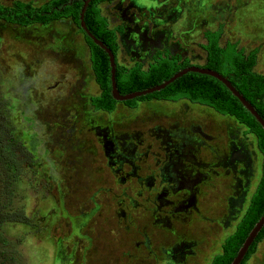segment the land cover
Returning a JSON list of instances; mask_svg holds the SVG:
<instances>
[{"label": "rangeland", "instance_id": "obj_1", "mask_svg": "<svg viewBox=\"0 0 264 264\" xmlns=\"http://www.w3.org/2000/svg\"><path fill=\"white\" fill-rule=\"evenodd\" d=\"M100 9L122 29L119 64L146 66L169 50L203 65V32L223 25L220 43L258 47L254 70L264 74V0H113ZM0 90L13 140L33 156L1 198L3 212L25 218L0 223L9 264H210L260 178L255 138L205 106L183 99L94 112L89 51L68 20L27 28L0 21ZM183 131L201 142L171 135ZM234 136L240 151L246 139L243 158L214 162ZM166 138H176L172 152ZM247 264H264V240Z\"/></svg>", "mask_w": 264, "mask_h": 264}, {"label": "trees", "instance_id": "obj_2", "mask_svg": "<svg viewBox=\"0 0 264 264\" xmlns=\"http://www.w3.org/2000/svg\"><path fill=\"white\" fill-rule=\"evenodd\" d=\"M112 1L91 0L83 20L90 33L113 53L116 64L115 82L121 95L160 85L182 69L194 65L180 53H172L169 50L154 52L146 66L139 62L130 66L119 64L117 34L121 33L122 29L110 28L107 18L100 9L101 4ZM82 5L83 0H47L38 6L20 0H15L9 5L0 2V21L21 28L33 25L48 26L61 20L70 21L83 34L89 51L91 71L99 90L98 95L89 98V105L94 112L112 113L120 102L114 100L111 95L109 59L107 54L79 28ZM222 35L223 25H219L213 31L203 32L204 44L200 47L205 53V62L203 65L195 66L212 70L227 78L264 119V74L254 70L259 48L246 51L237 41L228 40L221 44ZM183 99L192 104L208 107L222 116L234 118L238 124L244 126L243 135L252 134L255 137L256 148L261 155L260 178L244 213L234 231L223 240L220 252L210 261V264H230L251 228L264 214V130L223 83L211 76L195 72L181 76L160 91L120 104L136 109L138 103L142 102L152 100L178 102ZM6 103L5 96L0 90V223L25 219L23 212H3L1 198L9 189V182L16 179L22 173L23 165L33 159L32 154L22 143L13 140L8 119L3 114ZM263 240L264 226L240 264H247ZM0 264H9L8 258L3 257L1 253Z\"/></svg>", "mask_w": 264, "mask_h": 264}, {"label": "water", "instance_id": "obj_3", "mask_svg": "<svg viewBox=\"0 0 264 264\" xmlns=\"http://www.w3.org/2000/svg\"><path fill=\"white\" fill-rule=\"evenodd\" d=\"M91 0H83V5L81 8L80 12V17H79V28L82 30L84 35L88 36L90 40L97 46H99L108 56L109 59V64H110V70H111V95L114 100L117 102H124L127 100H132L141 96H145L157 91H160L161 89L165 88L167 85L175 81L176 79L180 78L181 76L189 73V72H195L199 74H204L211 76L213 78H216L219 80L221 83L225 85V87L232 93L234 97H236L241 105L254 117V119L257 121V123L261 126V128L264 130V119L258 114V112L255 110V108L232 86V84L228 81L227 78L221 76L217 72H214L209 69H204L201 67H197L195 65L190 66L188 68H184L175 75H173L169 80L163 82L160 85L145 89L143 91H138V92H133L129 93L126 95H121L119 91L117 90L116 87V82H115V69H116V64H115V57L111 50L100 40L96 39L90 31L87 29L85 23H84V13L86 11V8ZM264 226V214L260 217V219L254 224V226L251 228L249 233L247 234L245 240L243 241L242 245L237 251L236 256L233 258L230 264H240L242 260L244 259L249 247L252 245L254 242L255 238L261 231V229Z\"/></svg>", "mask_w": 264, "mask_h": 264}, {"label": "flooded vegetation", "instance_id": "obj_4", "mask_svg": "<svg viewBox=\"0 0 264 264\" xmlns=\"http://www.w3.org/2000/svg\"><path fill=\"white\" fill-rule=\"evenodd\" d=\"M156 52V51H155ZM154 54V53H153ZM152 54V55H153ZM151 55V56H152ZM118 61V60H117ZM96 84V83H95ZM152 101H156V100H152ZM149 102V101H148ZM124 106V105H123ZM208 108V107H207ZM130 109V108H129ZM214 111V110H213ZM220 115V114H219ZM234 119V118H233ZM235 120V119H234ZM236 121V120H235ZM237 122V121H236ZM240 125V124H239ZM242 126V125H241ZM193 127H195V126H193ZM192 127V128H193ZM243 128H244V126H242ZM192 128H191V130H192ZM245 130V128L242 130V131H244ZM161 131V130H160ZM192 132H197V131H192ZM197 133H199V132H197ZM243 132H241V134H242ZM200 135H202L204 138H210L209 137V135H207V134H205V132L203 131V132H201V133H199ZM166 135H169L168 133H166ZM171 135L172 136H180L179 138L180 139H183V138H186L188 141H191L192 142V140L194 141V142H201V141H199V140H196L195 138H193V136H192V134L190 135V134H187L185 131H183V133H171ZM247 135H252V134H247ZM247 135H242L243 137H246ZM164 136V135H163ZM253 136V135H252ZM254 137V136H253ZM255 138V137H254ZM180 139H177V140H180ZM244 140H245V142H244V144H242L241 145V151L238 149L239 147H237V146H239L240 145V140H237V136H234L233 138H231V139H226V143L224 144V151H223V156H221L220 154H219V156H217V158L218 159H220V160H214V162H216V163H218L219 161H221V160H241L242 158H243V156H244V153L245 152H247L249 149H248V146H246V139L244 138ZM163 141V144L165 143L164 141H168V145H169V149H171L170 150V152H172L173 151V148H174V145L175 146H177L176 145V143L177 142H174V141H176V138H175V140L172 138V139H165V140H162ZM167 145V143H165V146ZM255 145H256V141H255ZM164 146L162 145V148H163ZM179 147V146H178ZM190 148V150H189V152L191 153V155H192V160H198V159H196L195 158V156H193V153H192V149H194L195 150V144H193V147L191 148V147H189ZM257 149V148H256ZM184 151H185V149H184ZM183 150H182V153L184 152ZM258 151V150H257ZM170 154V153H169ZM168 153L166 154L165 153V156H163V158H164V160H167L168 159V155H169ZM180 154V153H179ZM260 154V153H259ZM261 156V155H260ZM170 160H173V156L171 155L170 156ZM183 160V159H182ZM205 161H207V163L206 162H202L203 164H204V166H205V168H209L210 166L212 167V169L214 170V171H216L215 173L217 174V168H215L214 166H213V164L211 165V163H209V161L210 160H205ZM213 161V160H212ZM159 162V164L161 163V161H158ZM193 166H195V165H192V167ZM218 169H221V168H218ZM222 169H224V168H222ZM224 171V170H223ZM228 171L229 172H232L233 173V171H231L230 169H228ZM225 173V172H224ZM202 176L204 177V175L202 174ZM199 187H201V186H199ZM196 188V187H195ZM198 188V187H197ZM193 189H194V187H193ZM198 189H200V188H198ZM196 193V195H198L199 194V191H196L195 192ZM195 198H196V196H195Z\"/></svg>", "mask_w": 264, "mask_h": 264}, {"label": "crops", "instance_id": "obj_5", "mask_svg": "<svg viewBox=\"0 0 264 264\" xmlns=\"http://www.w3.org/2000/svg\"><path fill=\"white\" fill-rule=\"evenodd\" d=\"M99 93V92H98ZM98 95V94H97ZM96 96V95H95ZM138 105H139V103H138ZM115 111V110H114ZM239 149V148H238Z\"/></svg>", "mask_w": 264, "mask_h": 264}]
</instances>
